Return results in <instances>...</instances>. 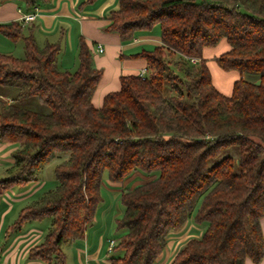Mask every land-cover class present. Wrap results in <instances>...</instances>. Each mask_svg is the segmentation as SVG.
<instances>
[{
  "label": "trees",
  "instance_id": "1",
  "mask_svg": "<svg viewBox=\"0 0 264 264\" xmlns=\"http://www.w3.org/2000/svg\"><path fill=\"white\" fill-rule=\"evenodd\" d=\"M28 9L41 1L20 0ZM96 0H87V3ZM107 31L122 41L160 29L162 44L140 56L143 76L120 77V89L101 107L93 95L102 77L80 38L75 71L59 68L60 42L40 46L33 27L0 24L24 57L0 53V87L16 92L0 101V142L15 143L14 163L0 179V198L40 180L57 155L56 185L23 207L12 230L50 220L29 258L65 262L63 245L84 237L102 196L104 178L122 183L135 171L152 180L125 189L111 264H154L169 235L193 218L204 225L171 264H257L264 256V0H119ZM224 39L216 57L235 70L229 96L212 85L204 47ZM191 58L199 61L190 62ZM49 108L39 111L34 100Z\"/></svg>",
  "mask_w": 264,
  "mask_h": 264
},
{
  "label": "crops",
  "instance_id": "2",
  "mask_svg": "<svg viewBox=\"0 0 264 264\" xmlns=\"http://www.w3.org/2000/svg\"><path fill=\"white\" fill-rule=\"evenodd\" d=\"M118 6L119 0H96L92 3H87V0H49L41 1L35 9H28L20 0H0V24L11 21L21 23L20 17L23 11H35L36 17L31 23H21L24 34L28 35V29L33 27V35L40 46H44L47 42H60L62 50L59 55V64L63 70L75 71L77 69L79 41L80 38H84L92 51L96 68L102 71L101 80L92 99L94 106L99 108L108 93L120 89L122 75H138L147 71V62L140 56V53L150 51L162 44L158 27H154L151 31L138 32L127 41H122L118 33L107 31L105 28L110 22L109 13ZM22 43V39L12 41L0 31L1 54L21 58L20 54H24V43L23 45ZM99 46L104 48L102 53L97 52ZM228 49L229 46L224 39L213 47L203 49V58L210 72L212 85L225 96L231 94L233 82L240 77L235 70H222L214 60ZM14 92L16 90L12 87H0V101L10 103L16 95ZM17 147L15 143L0 142V179L7 177L8 169L14 163L12 153ZM138 177H142L141 171L133 172L125 179L127 182L122 183L110 182L105 177L102 188L104 187L108 193H118L120 199L125 188L120 189L119 184L124 186L126 183L128 185L129 181L134 182L131 188L143 184L141 183L143 180H138ZM106 180L109 182L105 183ZM55 185V181L49 186L38 180L23 187L17 185L1 196L0 264H60L57 259L46 263L39 259L29 258L30 250L42 243L48 233L49 219L28 221L20 230H12L20 210L39 199ZM106 205L108 202L103 196L92 221L87 226L84 237L63 245L64 264H111L112 250L109 249V245L111 240L116 241V220L120 217L113 218L112 216L110 220H107L109 211L105 210ZM103 209L106 212L103 214L104 218H100ZM189 222L197 225L191 218L184 227H188ZM259 223L264 241V215L259 219ZM203 232L204 228L199 233L200 237ZM191 238L199 237L188 238L185 234L177 236L175 232H172L164 251L154 264H171L180 248ZM244 264L255 263L245 259ZM257 264H264V256Z\"/></svg>",
  "mask_w": 264,
  "mask_h": 264
},
{
  "label": "rangeland",
  "instance_id": "3",
  "mask_svg": "<svg viewBox=\"0 0 264 264\" xmlns=\"http://www.w3.org/2000/svg\"><path fill=\"white\" fill-rule=\"evenodd\" d=\"M22 42V41H21ZM22 45H23V43H22ZM24 52V51H23ZM19 53H21V52H19ZM17 54H18V52H17ZM21 56V58L22 57H24V54H20ZM190 62L191 63H193V64H196V63H194V62H192L191 60H190ZM59 68L60 69H62V66H61V64H59ZM63 70V69H62ZM32 100H34V102L36 103V108L35 109H37V110H39V111H45V112H49L50 110H49V108L47 107V106H44V105H41L38 101H37V99H29V100H27V101H25L24 103L26 104V105H28L29 104V102H31ZM58 156H63L62 154L60 155H57L56 156V158L54 159V160H52L50 163H48L46 166H45V168L44 169H42L41 171H40V173H39V177H40V175H42L41 176V181L42 182H44V183H47V184H49V186L52 184L53 185V182L55 181V176H54V167L58 164V163H60V161H62V159H60ZM57 163V164H56ZM141 174H142V177H138V180L140 179L141 181L143 180V182H141V183H145V182H147V181H149V180H152L155 176L153 175H149V173H146V172H143V171H141ZM146 177V179L144 180V178ZM124 181H126V180H124ZM145 181V182H144ZM106 182H109L108 180H106L105 181V183ZM127 182V181H126ZM134 182H131V181H129L128 182V185H124L123 186V184H119V187H120V189L121 188H125V189H127V188H131L133 185ZM140 185V184H139ZM102 194H103V196L107 199V202H108V205H106L105 207V210L106 211H109L108 212V216H107V220H110V218L113 216V218H118V217H121L122 216V214H123V205H122V203L120 202V199H119V196L117 195L118 193H114V192H110V193H108L107 192V190L103 187L102 188ZM109 208V209H108ZM106 211H104V209H103V211H101V214H100V218H104V212H106ZM193 221V220H192ZM188 227H184V229L182 228L180 231H177V232H175L176 233V235L178 236H181V235H183V234H185V235H187V237L189 238V237H192V236H195V237H200V235H199V233L201 232V229L202 228H204V225H201V224H194V223H192V222H189L188 224ZM190 225V226H189Z\"/></svg>",
  "mask_w": 264,
  "mask_h": 264
},
{
  "label": "built area",
  "instance_id": "4",
  "mask_svg": "<svg viewBox=\"0 0 264 264\" xmlns=\"http://www.w3.org/2000/svg\"><path fill=\"white\" fill-rule=\"evenodd\" d=\"M36 17V12L35 11H27L22 13L21 17H20V21L23 24H28L31 23ZM104 51V48L99 46L97 49L98 53H102ZM191 61L194 63H197L199 60L196 58H191ZM146 73V71L141 72L139 75L143 76ZM115 245V241L111 240L110 241V245H109V249L112 250V248Z\"/></svg>",
  "mask_w": 264,
  "mask_h": 264
}]
</instances>
